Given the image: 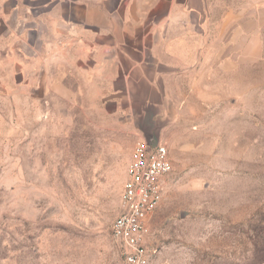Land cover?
<instances>
[{"label":"rangeland","instance_id":"1","mask_svg":"<svg viewBox=\"0 0 264 264\" xmlns=\"http://www.w3.org/2000/svg\"><path fill=\"white\" fill-rule=\"evenodd\" d=\"M35 16L20 47L12 16L0 28V264H133L112 230L143 95ZM190 80L167 95L174 170L137 264H264V57L213 76L209 94Z\"/></svg>","mask_w":264,"mask_h":264},{"label":"crops","instance_id":"2","mask_svg":"<svg viewBox=\"0 0 264 264\" xmlns=\"http://www.w3.org/2000/svg\"><path fill=\"white\" fill-rule=\"evenodd\" d=\"M9 1L0 28L12 16L18 47L20 33L30 31L39 14L94 70L117 79L119 93L143 95L140 135L151 144L162 141L160 124L172 87L191 79V86L209 94L213 76L264 57V0ZM22 5L29 19L22 17ZM149 109L155 112L145 118Z\"/></svg>","mask_w":264,"mask_h":264},{"label":"built area","instance_id":"3","mask_svg":"<svg viewBox=\"0 0 264 264\" xmlns=\"http://www.w3.org/2000/svg\"><path fill=\"white\" fill-rule=\"evenodd\" d=\"M174 170L170 151L162 141L152 145L144 137L136 143L112 238L128 261L137 264L146 249L148 222L160 205Z\"/></svg>","mask_w":264,"mask_h":264},{"label":"water","instance_id":"4","mask_svg":"<svg viewBox=\"0 0 264 264\" xmlns=\"http://www.w3.org/2000/svg\"><path fill=\"white\" fill-rule=\"evenodd\" d=\"M152 145H156V144H152Z\"/></svg>","mask_w":264,"mask_h":264}]
</instances>
